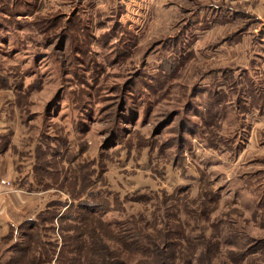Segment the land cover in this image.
Returning a JSON list of instances; mask_svg holds the SVG:
<instances>
[{
	"label": "rangeland",
	"instance_id": "374dc122",
	"mask_svg": "<svg viewBox=\"0 0 264 264\" xmlns=\"http://www.w3.org/2000/svg\"><path fill=\"white\" fill-rule=\"evenodd\" d=\"M240 1L0 0V264H127L117 238L178 221L191 258L264 264V14Z\"/></svg>",
	"mask_w": 264,
	"mask_h": 264
},
{
	"label": "trees",
	"instance_id": "16d2710c",
	"mask_svg": "<svg viewBox=\"0 0 264 264\" xmlns=\"http://www.w3.org/2000/svg\"><path fill=\"white\" fill-rule=\"evenodd\" d=\"M220 8V9H219ZM213 7V12L215 14L216 9L223 11L225 10L223 13L224 18H227L228 15H231V19L233 18H237L239 16H243L244 18L246 17V14L244 13H240L238 11H235L234 13L228 12V9H224L221 7ZM230 11V10H229ZM212 12V13H213ZM214 14L212 18L216 21H218L219 19H221L222 17L220 16H216ZM224 18H222V20L224 21ZM230 21V20H229ZM212 24V23H211ZM214 24V23H213ZM246 26H242V30L245 29ZM240 31H236L235 34H240ZM65 219V218H63ZM100 220V218H99ZM86 221L88 222V224H90V219L85 218V223ZM178 221V220H177ZM100 223H102V225H104V228L107 227L106 224L103 223V221H99ZM179 224H176V227H171L172 230H170V233H172V235H174L175 239H177L176 241L171 240V235H168L167 233L164 234V232L159 236V241L154 239L155 236L154 234H144L141 228H136L135 231H133L132 236L130 237V241L126 240L124 236H121V238H117V241L119 242L118 244L120 246H123L126 248V251L130 254L128 260H126L125 262L127 264H194V262L196 264H208L204 259L202 260L201 258V254L200 257L191 258L190 255L194 249L193 245H195L193 243V240L190 236L185 235V228L182 226V224H180V221H178ZM153 232H155L156 235H158L160 232L156 229H152ZM169 233V234H170ZM201 236V237H200ZM199 237V244L200 246H203L205 249V253H206V245H208V239L207 237L203 234V235H198ZM197 237V238H198ZM218 237V236H216ZM157 238V237H156ZM70 239H65L64 242V237H63V243L62 246H64V250H65V245L70 244ZM198 244V245H199ZM216 247V252L218 253V249H220V246H222L221 242L218 241H214V244ZM196 246V245H195ZM211 248V247H210ZM200 248H198L199 250ZM212 249V248H211ZM199 253V252H198ZM121 255V254H119ZM217 255V254H216ZM118 259H121V257H117ZM109 258L108 255L107 256H103L101 257V263H108ZM204 261V262H203ZM95 264H98L97 262V258L94 260ZM116 263V262H115Z\"/></svg>",
	"mask_w": 264,
	"mask_h": 264
},
{
	"label": "crops",
	"instance_id": "0c3cea01",
	"mask_svg": "<svg viewBox=\"0 0 264 264\" xmlns=\"http://www.w3.org/2000/svg\"><path fill=\"white\" fill-rule=\"evenodd\" d=\"M243 1H247V0H241L240 1V4L241 3H243ZM233 3H236V2H233ZM244 6H245V4H244ZM263 7H264V1H260L259 2V4H257V5H255V6H249V10L254 14V15H256L255 17H258V19H259V17L261 16L262 17V15L264 14V9H263ZM232 10V9H231ZM236 11V10H235ZM238 12H240V13H244L242 10H240V11H238ZM231 13H234V12H231ZM245 14V13H244ZM235 20H240V21H245L244 20V17L243 16H239V17H237V18H233V19H231L230 21H235ZM215 25L217 26L218 25V23H215ZM0 188H2V186H0Z\"/></svg>",
	"mask_w": 264,
	"mask_h": 264
}]
</instances>
